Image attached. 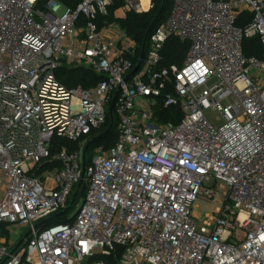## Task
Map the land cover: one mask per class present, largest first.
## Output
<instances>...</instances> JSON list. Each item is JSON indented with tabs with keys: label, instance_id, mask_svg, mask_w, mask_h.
<instances>
[{
	"label": "built area",
	"instance_id": "1",
	"mask_svg": "<svg viewBox=\"0 0 264 264\" xmlns=\"http://www.w3.org/2000/svg\"><path fill=\"white\" fill-rule=\"evenodd\" d=\"M39 2L0 0V223L31 230L10 253L0 242V264H109L118 248L117 264H264V59L243 53L252 37L264 49V0H172L145 55L108 21L113 0ZM153 8L123 0L113 17ZM169 36L189 48L161 67ZM61 65L103 78L66 87ZM160 102L179 118L159 122ZM111 103L115 143L85 160L71 220L34 228L69 206ZM210 180L228 192L199 225L192 208L214 202Z\"/></svg>",
	"mask_w": 264,
	"mask_h": 264
},
{
	"label": "trees",
	"instance_id": "2",
	"mask_svg": "<svg viewBox=\"0 0 264 264\" xmlns=\"http://www.w3.org/2000/svg\"><path fill=\"white\" fill-rule=\"evenodd\" d=\"M47 1L48 0H40L39 5L40 6L43 5ZM56 1L68 7H75L81 0H56ZM122 4H123V0H113V4L110 8V15L108 16L107 19L110 22L113 21L117 22L119 26L126 32V34L131 39L136 41L138 46V51H140L148 27L155 20L154 26L150 30L148 35V39H149V36L153 32V30L167 17L172 6V0H154V8L149 12L136 13L134 11H130L126 14V17L124 19L115 20L112 12L113 10L121 7ZM250 19H251V14L248 12H243L239 15L236 21V25L241 26ZM146 47H147V43L143 50V55H145L146 53ZM188 48H189L188 41H181L177 37L169 36L165 41L162 49V59L160 62V66L166 67L171 64L180 65L187 53ZM243 53L245 56L255 55L261 59L262 58L264 59V49L257 37H252L250 39H246L243 41ZM56 76L59 79V81L66 87H75L77 85H81L83 87H89L96 84L103 78V76L94 73L92 70H89L87 68L68 67L66 65H61L59 67V69L56 71ZM158 110H160L161 113L163 114L162 117L159 118V122H166L168 120L176 121L180 115L176 107L165 108L161 102L158 104ZM156 114L158 115V112ZM176 114H178V116ZM108 124H109V117L106 118L105 123L100 128L95 129L91 133V137L93 138L99 133L106 130ZM115 140H116V121L114 118L112 129L106 135H104L99 140H97L88 150L86 164L88 163L92 154V149L95 146L101 145L103 146L104 149H108L111 146H113ZM60 142L69 151L77 147V143L75 142L66 141V140H62ZM52 166H55V164H52L49 167ZM46 167L47 166L42 165L39 171L43 170ZM84 194H85V184L83 183L80 186L79 190L77 191V194L71 204H70L71 200H69L68 210L66 212L59 211L53 214L52 215L53 219L49 223L40 226V228H45L51 224L69 222L71 220L68 218L69 214L72 212L75 206L82 200ZM24 244L25 243H23V245ZM120 254H121V249L118 248L111 256L105 257L104 260L109 262V264H117V260Z\"/></svg>",
	"mask_w": 264,
	"mask_h": 264
},
{
	"label": "rangeland",
	"instance_id": "3",
	"mask_svg": "<svg viewBox=\"0 0 264 264\" xmlns=\"http://www.w3.org/2000/svg\"><path fill=\"white\" fill-rule=\"evenodd\" d=\"M62 12V8H59L58 14ZM206 117L210 120V122L214 125H220L221 124V116L218 111L209 108L204 111ZM209 183L214 184L215 188V197L214 202H209L205 200H199L196 202V204L193 206L192 211L198 213V224L202 225L204 220L207 218V214L210 216L212 212L215 211L217 207L220 206L221 203L225 200L226 193L228 192L227 186L220 181H212L210 180ZM13 232L21 231L23 232V229L21 225L15 224L14 229H12ZM21 238L17 235H13V239L11 240V244H17Z\"/></svg>",
	"mask_w": 264,
	"mask_h": 264
},
{
	"label": "water",
	"instance_id": "4",
	"mask_svg": "<svg viewBox=\"0 0 264 264\" xmlns=\"http://www.w3.org/2000/svg\"><path fill=\"white\" fill-rule=\"evenodd\" d=\"M159 14V13H158ZM157 14V16H158ZM154 23H155V20L150 24V26L148 27L147 31H146V34H145V37H144V41H143V44H142V47H141V55H143V50L146 46V43L148 41V35H149V32L150 30L153 28L154 26ZM112 105L113 103H111L109 105V113H110V119H109V124L106 128V130H104L103 132L99 133L98 135H96L95 137L91 138L90 140L87 141V143L84 145L83 147V150H82V171H81V178L80 180L78 181V184L76 186V189L72 195V199L70 201V204L73 202L76 194H77V191L78 189L80 188V186L82 185L83 183V177H84V170H85V160H86V153H87V150L90 148L91 145H93L97 140H99L101 137H103L104 135H106L111 129H112V126H113V118L111 116V111H112ZM69 206L67 208H65L63 210V212H66L68 210ZM53 219V216H50L38 223H36L34 225V228H37V227H40L42 225H45L47 223H49L51 220ZM31 233V230L29 229L25 234L24 236L22 237V239L16 244V246L14 247L13 250H15L17 247H19L20 245H22L23 241L30 235ZM12 250V251H13Z\"/></svg>",
	"mask_w": 264,
	"mask_h": 264
},
{
	"label": "crops",
	"instance_id": "5",
	"mask_svg": "<svg viewBox=\"0 0 264 264\" xmlns=\"http://www.w3.org/2000/svg\"><path fill=\"white\" fill-rule=\"evenodd\" d=\"M113 14H120L119 12V9H115L113 10L112 12ZM195 216L198 217V213L194 212ZM21 225L22 229H23V232L21 231H18V232H13L12 229H14L15 227V224H9V223H0V242H4L6 247H7V250L8 252L10 253L14 247L16 246V244H11V240L13 239V235H17L18 233V236L22 239V237L24 236V234L28 231V228L22 224H19ZM28 238V237H27ZM27 238L23 241V243H26L27 241ZM20 239V240H21ZM19 240V241H20ZM22 243V245H23ZM21 245V246H22Z\"/></svg>",
	"mask_w": 264,
	"mask_h": 264
}]
</instances>
